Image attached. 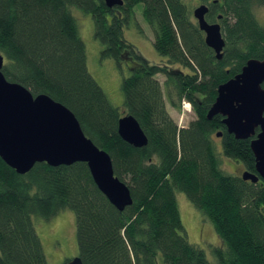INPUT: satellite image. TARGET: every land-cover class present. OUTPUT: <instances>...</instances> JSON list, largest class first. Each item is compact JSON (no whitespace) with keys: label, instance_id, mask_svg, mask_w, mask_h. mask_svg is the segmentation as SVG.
Instances as JSON below:
<instances>
[{"label":"trees","instance_id":"16d2710c","mask_svg":"<svg viewBox=\"0 0 264 264\" xmlns=\"http://www.w3.org/2000/svg\"><path fill=\"white\" fill-rule=\"evenodd\" d=\"M121 1L108 8L103 0H0L5 79L70 110L84 135L109 155L114 176L132 198L118 211L85 163H37L19 175L0 158V264H48L32 221H48L64 210L75 216L82 264H157L160 256L163 264H211L187 240L177 191L213 225L221 241L211 249L215 264H264V181L254 184L222 171L214 142L221 132L222 155L256 174L251 139L228 134L220 115L207 118L217 88L247 61L264 60V26L253 13L264 8V0H192L207 5L206 21L220 26L225 48L219 61L205 45L187 0ZM139 4L165 65L149 63L124 39ZM71 7L90 15L101 59L127 69L120 108L88 72ZM159 75L165 77L162 86ZM162 87L172 108L190 104L195 119L187 127L178 128L168 114ZM125 115L138 122L147 138L144 147L119 136L117 122Z\"/></svg>","mask_w":264,"mask_h":264},{"label":"water","instance_id":"95a60500","mask_svg":"<svg viewBox=\"0 0 264 264\" xmlns=\"http://www.w3.org/2000/svg\"><path fill=\"white\" fill-rule=\"evenodd\" d=\"M108 8L122 6L121 0H103ZM207 5L193 11L204 43L221 60L225 47L219 24H208ZM0 53V158L19 175L28 173L35 164L51 167L85 163L97 189L118 211L132 204L126 184L114 176L111 158L88 139L73 113L46 95L33 96L23 86L9 82L1 70ZM264 60H249L241 72L217 88V96L207 113L223 117L222 124L236 139L254 137L250 147L256 174L244 171L241 178L256 184L264 181ZM117 132L135 148L144 147L147 138L138 122L130 115L119 118ZM217 133L216 137H220ZM64 264H82L77 256Z\"/></svg>","mask_w":264,"mask_h":264},{"label":"rangeland","instance_id":"374dc122","mask_svg":"<svg viewBox=\"0 0 264 264\" xmlns=\"http://www.w3.org/2000/svg\"><path fill=\"white\" fill-rule=\"evenodd\" d=\"M187 1L193 5L192 0ZM197 6L198 4L193 5L191 11ZM70 11L76 20L79 35L85 45L86 66L89 74L104 91L110 104L120 108L123 101L121 82L128 75L125 65H118L112 59H101L103 48L93 37L94 27L90 15L83 13L76 7H71ZM133 11L135 22L123 30L124 39L149 63L165 65L166 60L158 55L153 48L154 36L149 25L143 19L142 5L135 6ZM253 13L260 26H264V8H255ZM172 67L178 69L177 66ZM157 80L162 86L165 77L159 75ZM166 96L167 91L163 88V98L166 102L168 114L178 128L187 127L195 119L191 106L187 110L183 108L181 103L179 110L174 109L165 99ZM214 142L216 143V152L220 160L221 170L232 176H240L243 171L242 166L222 155L218 138H214ZM175 197L187 240L194 246L204 250L209 262L215 264L211 249L220 247L221 241L216 235L213 225L189 202L183 193L177 191ZM32 222L48 264H64L68 260L77 257L78 249L73 212L64 210L48 221L34 218ZM157 264H163L161 256L158 257Z\"/></svg>","mask_w":264,"mask_h":264},{"label":"flooded vegetation","instance_id":"af4514ba","mask_svg":"<svg viewBox=\"0 0 264 264\" xmlns=\"http://www.w3.org/2000/svg\"><path fill=\"white\" fill-rule=\"evenodd\" d=\"M198 6H199V5H198ZM207 7H208V6H207ZM208 11H209V8H208ZM207 14H208V12H207ZM207 14H206V15H207ZM206 15H205V18H206ZM194 20H195V19H194ZM195 21H196V20H195ZM207 23H208V22H207ZM208 24H211V23H208ZM213 24H216V23H213ZM201 32H202V31H201ZM202 33H203V32H202ZM222 37H223V36H222ZM203 40H204V33H203ZM207 47H208V46H207ZM208 48H209V47H208ZM224 48H225V47H224ZM224 48H223V50H224ZM209 49H211V48H209ZM211 50H212V49H211ZM223 50H222V55H223ZM212 51H213V50H212ZM213 53H214V51H213ZM214 56H215V54H214ZM221 59H222V58H221ZM218 61H219V60H218ZM241 70H242V68H241ZM215 116H216V115H215ZM220 116H221V115H220ZM222 120H223V119H222ZM225 128H226V127H225ZM226 131H227V130H226ZM258 131H259V129H258ZM255 132H256V130H255ZM220 133H221V132H220ZM257 134H258V133H257ZM215 136H216V135H215ZM255 136H256V134H255ZM255 136H254V137H251V138H249V139L252 140L253 138H255ZM220 137H221V136H220ZM220 137H216V138L219 139ZM242 169H243V171H242V173H243L245 170H244L243 167H242ZM242 173H241V174H242ZM240 176H241V175H240Z\"/></svg>","mask_w":264,"mask_h":264},{"label":"built area","instance_id":"2783aa9c","mask_svg":"<svg viewBox=\"0 0 264 264\" xmlns=\"http://www.w3.org/2000/svg\"><path fill=\"white\" fill-rule=\"evenodd\" d=\"M182 104H183V108H184V109L189 110V106H190L189 103L186 104V102L183 101Z\"/></svg>","mask_w":264,"mask_h":264}]
</instances>
